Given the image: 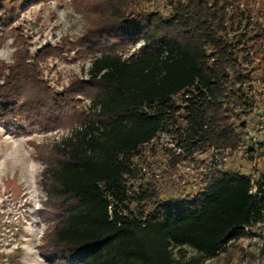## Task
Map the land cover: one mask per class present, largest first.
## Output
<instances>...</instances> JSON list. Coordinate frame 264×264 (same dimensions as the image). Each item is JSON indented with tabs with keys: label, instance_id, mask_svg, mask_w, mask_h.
<instances>
[{
	"label": "trees",
	"instance_id": "obj_1",
	"mask_svg": "<svg viewBox=\"0 0 264 264\" xmlns=\"http://www.w3.org/2000/svg\"><path fill=\"white\" fill-rule=\"evenodd\" d=\"M49 1L59 0H0V48L10 40L15 48L12 63L0 64V122L20 120L47 132L80 128L59 145L35 146L36 161L45 165L39 183L48 225L39 247L44 261L201 264L181 263L173 251L190 248L216 259L264 221V185L254 175L211 169L205 191L183 201L197 206L185 213L169 208L173 203L159 205L146 184L137 192L128 188L143 179L133 158L163 136L173 140L176 151L167 154L173 165L244 147L264 99L258 93L264 8L248 0H162L171 10L164 18L137 11L147 0H73L87 21L84 36L33 56L15 23ZM73 53L93 57L90 78L57 95L40 65ZM79 95L90 99V111L78 108ZM258 126L264 128V119Z\"/></svg>",
	"mask_w": 264,
	"mask_h": 264
},
{
	"label": "rangeland",
	"instance_id": "obj_2",
	"mask_svg": "<svg viewBox=\"0 0 264 264\" xmlns=\"http://www.w3.org/2000/svg\"><path fill=\"white\" fill-rule=\"evenodd\" d=\"M248 1L264 8V0ZM140 6L138 12L160 13L164 18H168L171 12L162 0H147ZM15 25L23 30V35L29 39L30 52L36 56L44 48H54L66 39L76 43L84 36L87 21L85 16L76 12L73 0H59L28 8L20 14ZM13 45L14 41L10 40L0 48V64L12 63ZM142 46L139 44L125 54L124 59L136 55ZM99 50L98 57L103 53L102 49ZM92 60L90 55L73 53L69 57L48 59L40 68L49 87L61 95L72 83L89 80ZM84 91L79 87L78 92ZM258 93H264V89L259 88ZM75 100L80 110L90 111L89 98L79 95ZM259 119H264V99L253 123H250L244 147L225 156L220 166H211V156L199 155L194 161H179L173 165L167 155L171 150L176 151L173 140L163 136L143 150L146 160H140L138 165V175L143 179L134 184V191L146 184L150 191L159 194V205L173 203L169 208L185 213L197 206L183 201L194 200L205 191V176L211 169L244 177L256 175V181L264 185V128L258 126ZM78 129L79 126L74 125L47 132L20 120L0 122V264H47L39 252L48 226L42 219L45 199L39 186L45 165L36 161L35 146L54 147ZM253 146L257 151L252 154ZM153 206L158 208V204ZM166 210L168 207L162 208L161 212ZM173 254L181 263L199 260L201 264H264V221L252 226L244 238L230 244L216 259L201 256L190 248L175 249Z\"/></svg>",
	"mask_w": 264,
	"mask_h": 264
},
{
	"label": "built area",
	"instance_id": "obj_3",
	"mask_svg": "<svg viewBox=\"0 0 264 264\" xmlns=\"http://www.w3.org/2000/svg\"><path fill=\"white\" fill-rule=\"evenodd\" d=\"M153 145V144H152ZM151 146V145H150ZM147 147H149V146H145V148L144 149H146ZM213 154H214V157L213 158H210L211 159V166L213 165V164H217L218 166H220L222 163H224V161H225V159H226V157H227V155L228 154H230V153H227L225 156H224V158L223 157H220V155L218 154V152H213ZM144 156H145V152L144 151H142L141 152V154L140 155H138V156H135L134 158H133V161H134V163H135V165L137 166V168H138V170H139V167H138V165H139V162H140V160H142L143 161V159H145L144 158ZM203 156H206V155H199V157H203ZM197 157L198 156H196V158L195 159H197ZM146 160V159H145ZM143 171H145L144 169H143ZM257 179H256V175H254V177H253V181H256ZM134 184H137V182H130L129 183V185H128V188H134L135 187V185ZM253 192H254V194L257 192V189L255 188L254 190H253ZM129 194H131L132 195V191L130 190L129 191ZM110 214H112V213H110ZM123 215H126V212H123Z\"/></svg>",
	"mask_w": 264,
	"mask_h": 264
}]
</instances>
